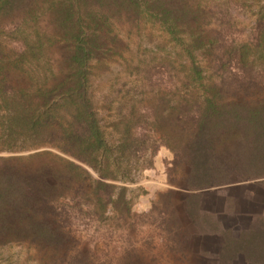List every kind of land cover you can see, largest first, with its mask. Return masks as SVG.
Wrapping results in <instances>:
<instances>
[{"label":"trees","instance_id":"obj_1","mask_svg":"<svg viewBox=\"0 0 264 264\" xmlns=\"http://www.w3.org/2000/svg\"><path fill=\"white\" fill-rule=\"evenodd\" d=\"M225 4L212 12L201 0H0V151L59 152L0 156V247L26 244L38 264H88L83 248L73 253L72 245L84 206L130 215L125 187L114 181H132L120 178L127 176L123 161L155 147L149 150L135 122L117 125L118 143L107 141L92 82L94 71L121 57L144 28L180 41L187 59L147 64L148 87L155 72L175 64L182 85H197L171 104L162 98L152 123L173 162L183 156L191 188L218 185L230 157L243 163L241 176L264 177V68L255 65L264 58V17L254 20L248 40L235 42ZM193 196L185 211L197 222ZM252 228L264 230L262 218L240 234L219 229L215 264H230L239 253L264 264V245L232 247Z\"/></svg>","mask_w":264,"mask_h":264},{"label":"rangeland","instance_id":"obj_2","mask_svg":"<svg viewBox=\"0 0 264 264\" xmlns=\"http://www.w3.org/2000/svg\"><path fill=\"white\" fill-rule=\"evenodd\" d=\"M201 3L211 7L212 12L220 8L219 4H225L223 0H201ZM225 5L232 24L228 37L235 42L248 40L254 20L264 17V0H228ZM128 45L121 57L109 61L102 71H94V108L110 144L119 142L118 133L123 126L117 125L135 122L137 133L145 136V145L149 150L155 149L123 161L127 176L120 178L132 181H114L115 185L125 187L130 215L115 216L109 206L98 212L84 206L87 215L77 217L72 225L73 253L82 247L88 264H215L221 251L219 229H229L236 235L245 231L256 216L264 221V177L241 176L243 163L225 157L226 170L218 185L192 189L187 183L188 165L183 156L173 162L172 153L160 143L152 124L153 107L162 98L171 104L184 93L197 89V85H182L176 76L180 72L178 63L187 62L180 41L169 40L161 30L151 27L130 38ZM163 59L177 65L164 73L155 72L154 83L148 87L143 78L145 66ZM196 61L205 65L200 56ZM255 65L264 68V58ZM132 107L135 109L131 114ZM41 150L59 153L50 147H40L0 151V156L27 155ZM191 195L198 206L197 222L185 211L186 200H193ZM263 237L264 230L252 228L244 241L233 243L232 247H261ZM39 259L35 249L23 243L0 247V264H38ZM230 264L251 263L239 253Z\"/></svg>","mask_w":264,"mask_h":264}]
</instances>
